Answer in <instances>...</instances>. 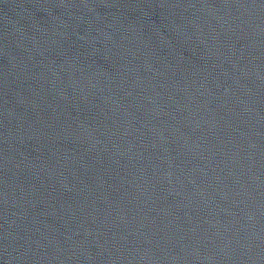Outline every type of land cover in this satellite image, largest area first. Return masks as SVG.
<instances>
[{
	"label": "water",
	"instance_id": "95a60500",
	"mask_svg": "<svg viewBox=\"0 0 264 264\" xmlns=\"http://www.w3.org/2000/svg\"><path fill=\"white\" fill-rule=\"evenodd\" d=\"M224 155L264 229V0H164Z\"/></svg>",
	"mask_w": 264,
	"mask_h": 264
}]
</instances>
